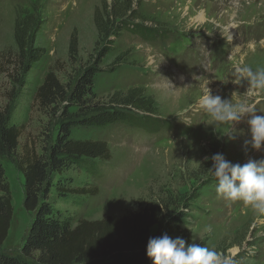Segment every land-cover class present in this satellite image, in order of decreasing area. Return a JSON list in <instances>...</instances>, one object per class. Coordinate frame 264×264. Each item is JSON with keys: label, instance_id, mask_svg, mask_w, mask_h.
Here are the masks:
<instances>
[{"label": "rangeland", "instance_id": "374dc122", "mask_svg": "<svg viewBox=\"0 0 264 264\" xmlns=\"http://www.w3.org/2000/svg\"><path fill=\"white\" fill-rule=\"evenodd\" d=\"M16 39H24L28 54L19 68ZM241 62L264 66V0H0V105L10 106L21 127L16 157L0 158L13 208L1 253L26 260L21 248L34 218L23 208L24 178L13 161L40 155L63 111L71 118L76 113L65 104L56 114L39 110L36 90L49 73L70 86L96 68L91 105L141 112L157 122L158 132L125 125L72 130L78 140L103 142L110 158L91 160V171L74 166L54 176L53 185L60 180L65 189L90 191L58 196L53 186L49 203L61 219L73 229L80 221L157 207L162 217L151 237L182 213L187 244L215 249L234 264H264V216L218 195L208 171L216 153L244 164L264 159V146L244 147L247 117L232 126V138L198 103L210 82L212 95L247 100L264 113V94H251L246 80L237 83L234 68Z\"/></svg>", "mask_w": 264, "mask_h": 264}, {"label": "trees", "instance_id": "16d2710c", "mask_svg": "<svg viewBox=\"0 0 264 264\" xmlns=\"http://www.w3.org/2000/svg\"><path fill=\"white\" fill-rule=\"evenodd\" d=\"M123 27L127 28L126 25ZM135 31L140 32L136 28L131 32ZM146 33L148 31H141L142 36ZM157 38L161 39V35H157ZM16 44L19 68L28 54L24 39H16ZM96 73V68H89L70 86L62 84L54 74L49 73L36 90L34 98L39 110L56 114L65 104L76 108V113L71 118L67 110L63 111L54 140L46 141L40 155L32 153L29 159L23 157L13 161L24 178L23 208L26 212H33L34 218L21 248V255L26 260L0 251V264H152L146 255V245L151 237V228L162 217L157 207L121 218L106 216L95 222L80 221L72 229L69 222L61 219L60 213L49 203L53 186L58 196H83L90 192L83 188L65 189L60 180L53 185L54 176L74 166L90 169L91 160L108 161L110 158L103 142L78 140L72 136V130H100L125 125L151 135L158 132H154L158 127L157 122L139 116L141 112H109L93 107L89 96ZM132 107L140 108L136 104ZM12 119L10 106L0 105V158L16 157L21 127ZM12 215L9 185L0 161V249L7 239ZM184 217L178 213L169 219L160 236H179L187 244L182 229L186 224Z\"/></svg>", "mask_w": 264, "mask_h": 264}, {"label": "clouds", "instance_id": "9594fccd", "mask_svg": "<svg viewBox=\"0 0 264 264\" xmlns=\"http://www.w3.org/2000/svg\"><path fill=\"white\" fill-rule=\"evenodd\" d=\"M227 39L232 40L229 33ZM249 46L254 47V44ZM234 72L238 84L242 80L247 81L251 94H264V66L253 68L241 62L235 66ZM209 83L206 82L203 86L199 107L217 126L227 125V135L230 137L232 126L247 117L250 139L244 141V147L250 145L252 150H260L264 146V113L257 114L255 106L247 100L233 102L232 98L223 99L219 95H212ZM210 160L212 168L208 171L217 181V194L231 202L242 201L254 214L264 216V159L248 160L240 164L232 163L222 154L216 153ZM211 230V226L205 229L206 232ZM146 255L152 264H234L231 257L215 249L196 243L186 244L183 238H172L167 234L150 237L146 245Z\"/></svg>", "mask_w": 264, "mask_h": 264}, {"label": "bare ground", "instance_id": "6f19581e", "mask_svg": "<svg viewBox=\"0 0 264 264\" xmlns=\"http://www.w3.org/2000/svg\"><path fill=\"white\" fill-rule=\"evenodd\" d=\"M200 17H202V16H200ZM200 17H199V19H201V20H202V18H200Z\"/></svg>", "mask_w": 264, "mask_h": 264}]
</instances>
